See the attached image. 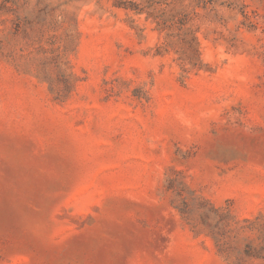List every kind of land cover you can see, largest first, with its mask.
Segmentation results:
<instances>
[{
	"label": "rangeland",
	"instance_id": "374dc122",
	"mask_svg": "<svg viewBox=\"0 0 264 264\" xmlns=\"http://www.w3.org/2000/svg\"><path fill=\"white\" fill-rule=\"evenodd\" d=\"M173 13L0 0V264H264V0Z\"/></svg>",
	"mask_w": 264,
	"mask_h": 264
},
{
	"label": "trees",
	"instance_id": "16d2710c",
	"mask_svg": "<svg viewBox=\"0 0 264 264\" xmlns=\"http://www.w3.org/2000/svg\"><path fill=\"white\" fill-rule=\"evenodd\" d=\"M183 2L184 0H111L113 7L134 15H144L146 21L154 24V30L165 32L168 39L178 38L188 50L195 52L197 37L195 31L188 26L189 17L186 14L173 13L174 7Z\"/></svg>",
	"mask_w": 264,
	"mask_h": 264
}]
</instances>
